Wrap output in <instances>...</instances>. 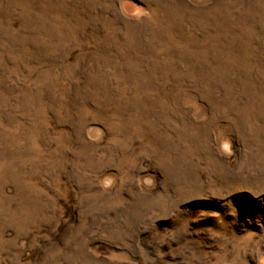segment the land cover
<instances>
[{"label": "rangeland", "instance_id": "374dc122", "mask_svg": "<svg viewBox=\"0 0 264 264\" xmlns=\"http://www.w3.org/2000/svg\"><path fill=\"white\" fill-rule=\"evenodd\" d=\"M0 264H264V0H0Z\"/></svg>", "mask_w": 264, "mask_h": 264}]
</instances>
